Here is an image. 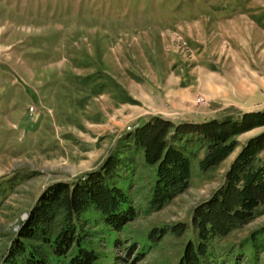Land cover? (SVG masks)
<instances>
[{
    "label": "rangeland",
    "instance_id": "1",
    "mask_svg": "<svg viewBox=\"0 0 264 264\" xmlns=\"http://www.w3.org/2000/svg\"><path fill=\"white\" fill-rule=\"evenodd\" d=\"M258 111L264 0H0V264L47 187L74 182L117 150L128 160L121 186L137 215L115 232L89 210L85 246L95 264H178L196 239L195 208L264 126L236 137L217 168L202 171L204 153L195 157L190 187L159 211L149 209L156 169L128 134L155 116L204 123ZM179 223L189 226L183 237L150 242L155 229ZM263 228L264 206L215 242L218 264H257L251 236Z\"/></svg>",
    "mask_w": 264,
    "mask_h": 264
},
{
    "label": "trees",
    "instance_id": "2",
    "mask_svg": "<svg viewBox=\"0 0 264 264\" xmlns=\"http://www.w3.org/2000/svg\"><path fill=\"white\" fill-rule=\"evenodd\" d=\"M261 126L264 111L204 123H176L155 116L137 127L126 140L143 154L147 166L156 169L149 209H163L190 187L191 163L200 153H204L202 171L217 168L233 153L236 137ZM263 152L264 132L247 141L222 186L195 208L192 226L196 239L187 242L178 264H218L215 242L257 217L264 206ZM123 155L117 150L100 168L74 182L59 181L47 187L21 224L2 264H51V257L62 264H95L98 254L84 243V236L88 237L82 231L84 214L95 210L115 232L137 215L128 190L121 186L122 171L128 166ZM188 230L185 223L155 229L149 240L157 244L167 235L183 237ZM251 241L259 264L264 255V228L253 233ZM145 256L143 250L137 259Z\"/></svg>",
    "mask_w": 264,
    "mask_h": 264
}]
</instances>
